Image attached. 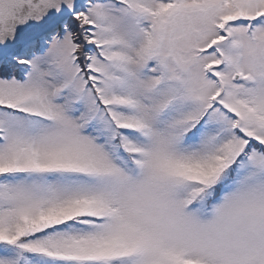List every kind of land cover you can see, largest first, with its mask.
Returning <instances> with one entry per match:
<instances>
[{
    "label": "snow or ice",
    "instance_id": "1",
    "mask_svg": "<svg viewBox=\"0 0 264 264\" xmlns=\"http://www.w3.org/2000/svg\"><path fill=\"white\" fill-rule=\"evenodd\" d=\"M0 264H264V0H0Z\"/></svg>",
    "mask_w": 264,
    "mask_h": 264
}]
</instances>
